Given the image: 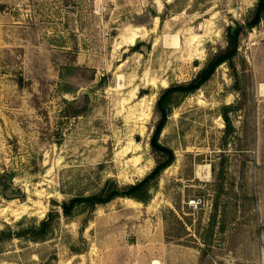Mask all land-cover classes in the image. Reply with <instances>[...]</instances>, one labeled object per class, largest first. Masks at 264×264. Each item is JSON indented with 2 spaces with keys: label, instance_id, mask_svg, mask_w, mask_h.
<instances>
[{
  "label": "rangeland",
  "instance_id": "obj_1",
  "mask_svg": "<svg viewBox=\"0 0 264 264\" xmlns=\"http://www.w3.org/2000/svg\"><path fill=\"white\" fill-rule=\"evenodd\" d=\"M257 2L0 0V174L19 196L0 187V230L59 213L45 240L0 242V264L260 261L264 18L241 36L235 68L172 108L160 140L175 160L147 203L116 198L70 218L59 206L150 173L161 90L190 81Z\"/></svg>",
  "mask_w": 264,
  "mask_h": 264
},
{
  "label": "trees",
  "instance_id": "obj_2",
  "mask_svg": "<svg viewBox=\"0 0 264 264\" xmlns=\"http://www.w3.org/2000/svg\"><path fill=\"white\" fill-rule=\"evenodd\" d=\"M264 18V0H258L255 8L246 18L244 23H236V27L228 26L225 35V44L211 52L196 75L187 82L171 84L161 90L155 104V113L158 117L153 134L150 139L151 152L154 157L155 166L144 178L133 184H120L116 180H107L100 191L90 195L75 196L59 206L62 214L70 218L85 210L93 211L97 206L111 202L116 198H130L147 203L152 198V190L158 184L161 174L175 160L174 151L164 145L160 135L165 128L172 108L184 97L197 92L215 74L216 70L223 64L229 68L234 67V61L238 57L241 36L246 30L259 25ZM226 124V132L229 133L231 121L228 110L222 113ZM0 187H3V195L8 199L18 198L12 185V176L6 173L0 174ZM18 195V194H17ZM59 213L51 210L39 223L33 222L26 228L15 230L11 226L0 230V242L13 238H28L31 241L45 240L51 232ZM20 224V223H19Z\"/></svg>",
  "mask_w": 264,
  "mask_h": 264
},
{
  "label": "built area",
  "instance_id": "obj_3",
  "mask_svg": "<svg viewBox=\"0 0 264 264\" xmlns=\"http://www.w3.org/2000/svg\"><path fill=\"white\" fill-rule=\"evenodd\" d=\"M259 264H264V256L261 257Z\"/></svg>",
  "mask_w": 264,
  "mask_h": 264
},
{
  "label": "water",
  "instance_id": "obj_4",
  "mask_svg": "<svg viewBox=\"0 0 264 264\" xmlns=\"http://www.w3.org/2000/svg\"><path fill=\"white\" fill-rule=\"evenodd\" d=\"M236 23L235 22H233L232 24H231V26L233 27V28H235L236 27Z\"/></svg>",
  "mask_w": 264,
  "mask_h": 264
},
{
  "label": "crops",
  "instance_id": "obj_5",
  "mask_svg": "<svg viewBox=\"0 0 264 264\" xmlns=\"http://www.w3.org/2000/svg\"><path fill=\"white\" fill-rule=\"evenodd\" d=\"M164 245H165V241H164ZM262 254L264 255V250L262 251ZM259 260L257 261V264H258Z\"/></svg>",
  "mask_w": 264,
  "mask_h": 264
},
{
  "label": "bare ground",
  "instance_id": "obj_6",
  "mask_svg": "<svg viewBox=\"0 0 264 264\" xmlns=\"http://www.w3.org/2000/svg\"><path fill=\"white\" fill-rule=\"evenodd\" d=\"M132 40V39H131ZM174 42H175V40H174ZM176 43V42H175Z\"/></svg>",
  "mask_w": 264,
  "mask_h": 264
}]
</instances>
